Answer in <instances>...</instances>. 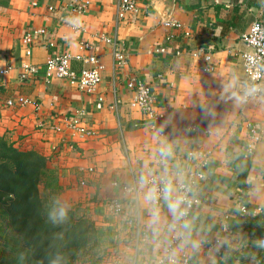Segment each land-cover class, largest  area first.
<instances>
[{
	"label": "crops",
	"instance_id": "obj_1",
	"mask_svg": "<svg viewBox=\"0 0 264 264\" xmlns=\"http://www.w3.org/2000/svg\"><path fill=\"white\" fill-rule=\"evenodd\" d=\"M134 1L138 15L117 21L116 0H0V64L13 67L0 77V139L43 156V191L120 239L112 255L98 264H157L167 239L165 227L173 217L166 202L153 208L145 200L148 186L141 184V177L146 180L144 171L158 167L161 147L170 152L162 168L168 174L179 170L186 152L212 151L196 190L201 204L191 212L174 257L184 256L190 264H212L213 259L216 264H259L245 253L257 239L243 226L247 218L264 220V93L241 103L245 77L240 56L248 50L241 36L254 22L264 25V0ZM79 6L84 10L77 11ZM69 17L79 18L78 28L66 24ZM166 20L181 28L165 27ZM35 30L44 34L33 39L30 57H25L22 38ZM101 38L123 50V68L114 67L111 46ZM80 43L90 46L84 54L95 55L102 66L93 93L45 75L51 55L83 54ZM160 49L164 52L157 53ZM199 49L203 53L193 57ZM203 54L211 61L210 72L203 71ZM25 62L36 71L21 80ZM71 67L79 71L82 64L73 61ZM129 79L150 87L155 113L162 115L157 124L161 139L147 128L143 114L130 109L132 93L125 88ZM16 97L30 99L39 108H6L5 101ZM74 119L92 136L72 137L68 124ZM192 126L197 132L188 131ZM251 126L259 140L246 156ZM113 198L122 204L119 216L107 215L105 205ZM239 205L249 211L244 218ZM258 208L263 212L252 215ZM153 209L159 215L156 224L151 221ZM136 223L148 231V240H136ZM223 225L230 228L232 250L226 246V253L216 257L202 244L221 239ZM16 243L17 235L6 228L0 208L2 259Z\"/></svg>",
	"mask_w": 264,
	"mask_h": 264
},
{
	"label": "built area",
	"instance_id": "obj_2",
	"mask_svg": "<svg viewBox=\"0 0 264 264\" xmlns=\"http://www.w3.org/2000/svg\"><path fill=\"white\" fill-rule=\"evenodd\" d=\"M116 19L117 21H123L127 15H138L139 7L134 0H116ZM77 11H83L84 7L79 6ZM165 27L180 29L179 23L166 20L162 22ZM44 34L43 30H35L26 33L22 38V46L24 48L25 57H30V47L35 37H41ZM101 41L111 46V55L113 59L114 67L117 69L123 68L126 65V56L123 50L118 44L114 43L107 38H101ZM241 42L248 49L242 53L241 63L244 72V84L241 92V103L246 105L248 102L256 99H260L264 93V25L260 22H254L247 33L241 36ZM81 51L83 54L71 56L68 53H61L51 55L44 64L45 75L53 76L59 80L65 81L69 86L76 87L78 90L85 93H93L96 87L101 82L102 66L95 55H90V46L87 43H80ZM47 46L52 47V43H48ZM164 50H157V53H163ZM85 53V54H84ZM202 49H199L198 53H194L193 57L198 54H202ZM75 61L81 63L82 67L79 71H75L71 67V63ZM204 72H210L212 70L211 61L207 54H203ZM13 70L12 66L0 64V77L8 76ZM36 68L30 63L25 62L20 68V79L26 80L31 74L35 73ZM125 88L132 93L131 100L129 101L130 109L136 110L143 114L146 118L147 128L155 135L157 139L163 137L162 132L157 128L159 120L162 115H158L154 110V102L151 93V89L148 85L138 81L136 79H129L125 83ZM255 88V92L251 95H245L250 89ZM33 106L36 110L39 108L38 104L34 103L30 99L23 97L10 98L5 101V107L12 109L17 107ZM68 129L72 133V137L86 138L92 136L91 132L86 129L79 120L74 119L68 124ZM190 133L197 132L196 127L192 126L188 129ZM251 142L245 148V155L250 156L253 153L254 145L259 140L257 130L251 126ZM160 149V148H159ZM159 149L156 153V169L152 167L144 171L146 176L148 189L156 187L160 192L162 188V181L165 178H170L173 185L178 189L179 194L186 198L187 203L182 205L187 209L186 215L179 221L169 222L165 231L167 234L166 243L163 249V255L158 260L157 264H190V261L184 256L181 259L174 257V252L184 242V228L181 227L187 222L191 212L201 204L199 197L196 194V190L205 179V172L208 169L212 158V151L204 153H196L195 151H188L185 153L181 161V166L178 171L173 173H164L162 168L166 165V159H162L159 154ZM88 172H92L88 169ZM165 203L162 193L158 196L157 200L150 203L151 207L158 208ZM106 212L109 216H119L122 213V204L118 199H110L106 205ZM238 212L240 217H246L249 213L245 205H239ZM262 209L258 208L252 211V215L261 214ZM134 230L136 234V240L146 241L148 240L149 233L146 230H142L139 225L134 224ZM222 237L212 243H203V249L208 253L216 257H222L226 253L227 245L219 247L216 246L222 240L228 239L230 235V228L227 225L222 226ZM242 264V263H241Z\"/></svg>",
	"mask_w": 264,
	"mask_h": 264
},
{
	"label": "trees",
	"instance_id": "obj_3",
	"mask_svg": "<svg viewBox=\"0 0 264 264\" xmlns=\"http://www.w3.org/2000/svg\"><path fill=\"white\" fill-rule=\"evenodd\" d=\"M46 163L40 154L20 151L0 139V208L6 228L19 240L15 249L9 247L4 259L0 255L1 264H75L84 261L89 249L100 248L111 235L96 229L93 219L80 217L74 210H69L62 224L49 221L48 208L41 198ZM243 228L251 238H264V220L247 218ZM245 253L250 260L264 264V255L253 244ZM84 262L98 264L101 260Z\"/></svg>",
	"mask_w": 264,
	"mask_h": 264
},
{
	"label": "clouds",
	"instance_id": "obj_4",
	"mask_svg": "<svg viewBox=\"0 0 264 264\" xmlns=\"http://www.w3.org/2000/svg\"><path fill=\"white\" fill-rule=\"evenodd\" d=\"M65 22L67 25L73 28H78L80 25V20L78 17H69ZM255 90V88H252L248 92H246L245 95H251L255 92ZM159 154L162 159H166L170 155V152L167 151L164 147H161L159 149ZM144 183H147V181L143 177H141V184ZM160 193H162L163 195V199L167 204L168 211L171 213L174 222L179 221L186 215L187 209L185 207H182V205L187 203L186 198L183 195L179 194L178 189L173 185L170 178H165L162 181V188L160 189V192L157 191L156 187L149 188L145 193V200L149 203H153L157 200ZM68 212L69 205L61 201L59 198H55L52 200L51 205L48 209V219L53 225L62 224L68 218ZM158 220L159 215L155 211V209H153L151 221L153 224H156ZM181 227L187 229L189 225L187 223H184L183 225H181ZM223 245H227L229 251L232 250V245L227 239L222 240L217 244V250ZM253 246L256 249L264 250V238L255 240L253 242ZM193 247L198 248L199 242L194 241ZM253 258H255V254H253ZM212 264H216L215 259L212 260Z\"/></svg>",
	"mask_w": 264,
	"mask_h": 264
},
{
	"label": "rangeland",
	"instance_id": "obj_5",
	"mask_svg": "<svg viewBox=\"0 0 264 264\" xmlns=\"http://www.w3.org/2000/svg\"><path fill=\"white\" fill-rule=\"evenodd\" d=\"M41 198L42 200L45 202L44 204L47 206V208L49 209L51 202L53 199H55L52 195H48L46 191H43L41 193ZM76 212H78L80 217H83V214L81 213L80 210L76 209L74 210ZM86 219H91V218H87ZM95 226L96 229L98 230H102L105 231L101 228H99V226L95 225V223L93 224ZM98 227V228H97ZM17 243L19 244V240L17 238ZM120 239H115L113 235H110L109 238H107L105 241H103V243L100 245L101 247L99 248H93V249H89L87 254H86V258L84 261H88V259H94V260H104L106 257H110L112 254L111 253V249H113V243L119 242ZM264 255V254H263ZM76 262L75 264H89L88 262Z\"/></svg>",
	"mask_w": 264,
	"mask_h": 264
}]
</instances>
